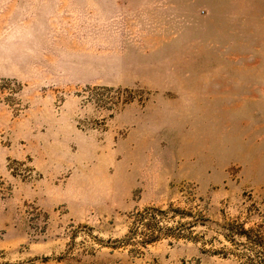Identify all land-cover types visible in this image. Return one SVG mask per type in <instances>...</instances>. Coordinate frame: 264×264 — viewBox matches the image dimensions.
<instances>
[{"label":"rangeland","instance_id":"obj_1","mask_svg":"<svg viewBox=\"0 0 264 264\" xmlns=\"http://www.w3.org/2000/svg\"><path fill=\"white\" fill-rule=\"evenodd\" d=\"M0 264H264V0H0Z\"/></svg>","mask_w":264,"mask_h":264}]
</instances>
